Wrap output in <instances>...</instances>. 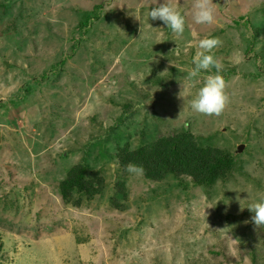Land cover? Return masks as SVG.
<instances>
[{"label":"rangeland","instance_id":"obj_1","mask_svg":"<svg viewBox=\"0 0 264 264\" xmlns=\"http://www.w3.org/2000/svg\"><path fill=\"white\" fill-rule=\"evenodd\" d=\"M163 2L185 19L179 38L144 18ZM193 5L0 0V102L25 96L15 127L0 112V264H264V227L255 229L248 210L264 202V0H213L211 25L195 23ZM87 12L95 18L79 29ZM212 37L222 41L210 54L229 97L219 116L191 109L215 68L181 91L199 41ZM58 52L69 56L60 75L40 87L32 81L40 57ZM181 131L201 149L232 153V171L200 188L189 178L155 183L118 170V149ZM83 161L106 186L74 208L52 187Z\"/></svg>","mask_w":264,"mask_h":264},{"label":"trees","instance_id":"obj_2","mask_svg":"<svg viewBox=\"0 0 264 264\" xmlns=\"http://www.w3.org/2000/svg\"><path fill=\"white\" fill-rule=\"evenodd\" d=\"M13 1L9 0L10 3ZM23 1L27 4L30 0ZM94 10H100V7ZM95 12H87L82 16L83 20L78 25L79 29L84 30L89 25L95 18ZM66 43L71 45L70 50H78L76 40L74 44L73 40ZM61 47H65V43H62ZM43 57H40L41 62L38 65L41 73L59 76L61 71L58 69L63 66L69 56L58 52L54 58L44 59ZM8 104L16 109L14 102ZM0 109L7 116L4 122L14 127V114L18 111L7 113V108L3 104L0 105ZM2 141H5V138H2ZM13 141L17 140L13 138ZM115 156L118 170L121 171L123 177L128 172L126 166L133 163L143 167L144 173L141 176L146 181L162 183L166 177H176L177 180L189 178L194 185L200 188L210 187L215 181L226 177L232 171L235 161L233 154L227 150L218 149L216 146L208 149L197 147L194 135L189 131L171 133L135 149L124 146L116 151ZM57 186L62 202L65 205L79 208L83 202L91 201L99 195L106 184L104 178L96 171L90 170L83 161L72 166L58 181ZM123 191V181H121L116 186V193L121 194ZM112 203L116 209L122 210L116 197Z\"/></svg>","mask_w":264,"mask_h":264},{"label":"clouds","instance_id":"obj_3","mask_svg":"<svg viewBox=\"0 0 264 264\" xmlns=\"http://www.w3.org/2000/svg\"><path fill=\"white\" fill-rule=\"evenodd\" d=\"M193 18L197 24L211 25L214 23L215 14L213 0H194ZM137 20L143 23L140 16H135ZM145 19L153 21L159 20L164 25L172 30L177 36L181 37L185 30V19L183 15L170 3L163 2L158 7L151 8L150 11L144 14ZM222 45V41L218 37L204 38L199 41L198 48L200 49L193 60L195 68H192L186 77L187 83L181 85L182 89L187 91L195 87L196 78L199 73L204 70L216 69L215 75H209L204 80L203 86L200 87L191 100V109L193 112L207 116H219L225 110L229 103V97L225 94L226 84L220 75L222 68L221 63L214 57L212 50ZM181 93V92H180ZM126 171L135 175H143L144 169L140 165L129 163L126 166ZM241 210H243L241 208ZM248 210L254 215L251 217V222L255 229L264 227V202L252 203L248 206Z\"/></svg>","mask_w":264,"mask_h":264},{"label":"bare ground","instance_id":"obj_4","mask_svg":"<svg viewBox=\"0 0 264 264\" xmlns=\"http://www.w3.org/2000/svg\"><path fill=\"white\" fill-rule=\"evenodd\" d=\"M49 75L48 74H43V73H41V70H38V72H37V74L34 76V78L32 79V81L33 82H35V83H37V84H39L40 85V87H43V88H45L47 85H49V84H51L52 83V80H49ZM53 77V76H52ZM43 81H46V82H43ZM25 92V91H24ZM13 99H14V102H17L18 104H16L15 103V108L17 109V111H18V113L20 112V111H22L20 108H21V105H22V101H25L24 100V97H22L20 94H17L16 96H11ZM10 103H13V102H11L10 101ZM1 104H3V105H5L6 107H7V104L8 103H1L0 102V105ZM16 109H14L13 108V111H15ZM12 111V113H16V112H13ZM0 112H3V111H1V109H0ZM22 112H25V111H22ZM7 113H11L10 111H8L7 110ZM4 117H7V116H4ZM8 124V123H7ZM13 124H15V121H14V123ZM10 125H12V124H10ZM16 126V125H15ZM14 126V127H15ZM10 127H13V126H10ZM14 142V141H13ZM18 141H16V143H17ZM52 190L54 191V192H56V195H58V196H60V198H61V195H60V192H59V190H58V186L56 185V187H52ZM62 201V200H61ZM50 236H53V233H51V234H49ZM75 241L77 242V238H75ZM93 264V263H92Z\"/></svg>","mask_w":264,"mask_h":264},{"label":"water","instance_id":"obj_5","mask_svg":"<svg viewBox=\"0 0 264 264\" xmlns=\"http://www.w3.org/2000/svg\"><path fill=\"white\" fill-rule=\"evenodd\" d=\"M242 149H243V147H240V148H239V151H241Z\"/></svg>","mask_w":264,"mask_h":264}]
</instances>
